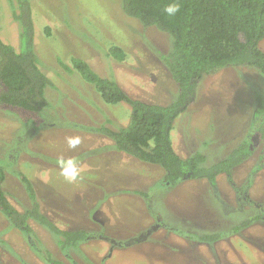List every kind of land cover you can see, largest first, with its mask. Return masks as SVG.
Wrapping results in <instances>:
<instances>
[{
  "label": "rangeland",
  "instance_id": "rangeland-1",
  "mask_svg": "<svg viewBox=\"0 0 264 264\" xmlns=\"http://www.w3.org/2000/svg\"><path fill=\"white\" fill-rule=\"evenodd\" d=\"M30 2L34 48L52 80L45 90L49 105L40 127L0 108L3 188L20 211L31 208L18 174L25 173L49 219L62 229H85L90 237L66 254L57 235L34 218H28L33 234H27L0 211V264H49L40 246L63 264H264V142L256 134L255 116L258 97L264 99V73L256 66L233 64L196 82L171 132L176 151L182 157L201 152L206 165L245 140L253 151L217 182L192 177L186 169L185 178L171 185L162 166L121 151L111 137L88 130L128 127L133 108L126 100L106 102L72 61L84 59L132 98L169 105L179 94L165 58L173 48L172 34L128 15L123 0ZM21 30L10 0H0V36L17 51L23 49ZM113 45L123 48L124 59L114 56ZM260 47L264 50V38ZM69 136L81 139L74 149L67 145ZM69 159L80 168L75 182L61 174V161ZM245 221L250 224L234 230ZM205 233L221 236L196 238Z\"/></svg>",
  "mask_w": 264,
  "mask_h": 264
},
{
  "label": "trees",
  "instance_id": "trees-1",
  "mask_svg": "<svg viewBox=\"0 0 264 264\" xmlns=\"http://www.w3.org/2000/svg\"><path fill=\"white\" fill-rule=\"evenodd\" d=\"M10 2L14 19L22 26L23 49L17 51L0 36V108L13 112L34 127H40L46 121L44 109L49 103L45 90L52 80L40 67L34 48V19L30 0ZM169 4L179 7L173 15L165 11ZM123 8L145 26L157 25L172 34L173 48L165 58L179 94L169 105L132 98L116 80L101 77L87 61L75 57L73 67L94 83L106 102L126 100L133 108L132 123L128 127L114 130L98 126L87 127L88 130L111 137L121 151L162 166L166 170V181L171 185L185 178L186 169L190 171L188 175L202 177L210 183L217 182L221 174L231 175L232 170L251 155V142H241L223 159L206 165V155L201 152L182 157L173 146L171 132L176 118L187 108L196 82L206 74L233 64L256 66L264 73V50L260 47V41L264 38V0H123ZM111 52L118 59H124L126 55L119 45H113ZM60 63L67 70L71 69L61 59ZM255 116L259 117L256 134L264 142V99L260 96ZM18 174L33 202L32 207L25 211L16 208L5 192L3 183L6 172L0 163V211L12 223L27 234H33L28 218H34L57 235L58 244L66 254L72 246L88 238L90 232L85 229H62L49 219L40 209L32 181L25 173L19 171ZM249 224V221H245L234 230ZM220 236L218 233H205L196 235V238L213 241ZM38 251L47 263L63 264L41 246Z\"/></svg>",
  "mask_w": 264,
  "mask_h": 264
},
{
  "label": "clouds",
  "instance_id": "clouds-1",
  "mask_svg": "<svg viewBox=\"0 0 264 264\" xmlns=\"http://www.w3.org/2000/svg\"><path fill=\"white\" fill-rule=\"evenodd\" d=\"M178 10H179V7L176 4H169L165 8V11L169 15L175 14ZM66 142L69 148L74 149L81 143V139L78 136L77 137L69 136L66 138ZM60 166H61V174L69 182H75L79 178L80 168H79L77 161L72 160V159L62 160Z\"/></svg>",
  "mask_w": 264,
  "mask_h": 264
},
{
  "label": "water",
  "instance_id": "water-1",
  "mask_svg": "<svg viewBox=\"0 0 264 264\" xmlns=\"http://www.w3.org/2000/svg\"><path fill=\"white\" fill-rule=\"evenodd\" d=\"M142 238L141 237H138V240H141Z\"/></svg>",
  "mask_w": 264,
  "mask_h": 264
},
{
  "label": "flooded vegetation",
  "instance_id": "flooded-vegetation-1",
  "mask_svg": "<svg viewBox=\"0 0 264 264\" xmlns=\"http://www.w3.org/2000/svg\"><path fill=\"white\" fill-rule=\"evenodd\" d=\"M90 236H88V238H89ZM87 239V238H86ZM198 239V238H197ZM200 240V239H199ZM203 241V240H202ZM80 244V243H79Z\"/></svg>",
  "mask_w": 264,
  "mask_h": 264
}]
</instances>
